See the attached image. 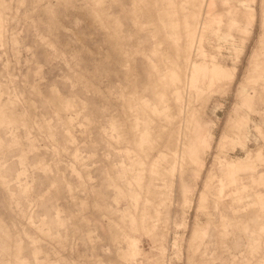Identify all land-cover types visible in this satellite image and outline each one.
Wrapping results in <instances>:
<instances>
[{"label":"rangeland","instance_id":"rangeland-1","mask_svg":"<svg viewBox=\"0 0 264 264\" xmlns=\"http://www.w3.org/2000/svg\"><path fill=\"white\" fill-rule=\"evenodd\" d=\"M0 264H264V0H0Z\"/></svg>","mask_w":264,"mask_h":264}]
</instances>
